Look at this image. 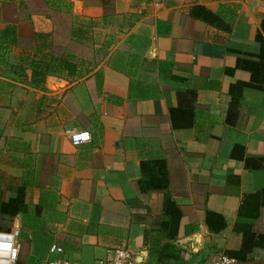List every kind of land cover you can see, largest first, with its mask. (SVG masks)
<instances>
[{
  "label": "crops",
  "instance_id": "crops-1",
  "mask_svg": "<svg viewBox=\"0 0 264 264\" xmlns=\"http://www.w3.org/2000/svg\"><path fill=\"white\" fill-rule=\"evenodd\" d=\"M96 2L74 5L120 30L115 56L64 87L46 79L31 117L0 109V231L18 232L17 264H264V0Z\"/></svg>",
  "mask_w": 264,
  "mask_h": 264
},
{
  "label": "rangeland",
  "instance_id": "rangeland-1",
  "mask_svg": "<svg viewBox=\"0 0 264 264\" xmlns=\"http://www.w3.org/2000/svg\"><path fill=\"white\" fill-rule=\"evenodd\" d=\"M74 1L0 0V109L31 117L46 79L55 90L115 56L120 30ZM13 28L16 44L2 37Z\"/></svg>",
  "mask_w": 264,
  "mask_h": 264
},
{
  "label": "built area",
  "instance_id": "built-area-1",
  "mask_svg": "<svg viewBox=\"0 0 264 264\" xmlns=\"http://www.w3.org/2000/svg\"><path fill=\"white\" fill-rule=\"evenodd\" d=\"M85 134H87V137L85 138ZM68 139L71 143L72 146L77 147L80 146L82 144L88 143L90 142V136L87 132L84 131H72L68 133ZM0 235H11L12 236V240L11 241H7L5 240V242H10L12 245V249L16 250V255L15 258L13 259L12 255H11V250H9V254L8 256H0V259L6 260L8 261V264H17L18 261V257L20 254V250H21V246L20 243L18 242V232H1L0 231ZM56 252L58 253H62L61 249H56ZM130 255L128 254L127 251H116L114 256L109 259V261H99L97 262V264H128L130 263ZM43 264H76L73 263L72 261L63 258V259H55V260H51V261H47L44 262ZM209 264H238L237 260L225 255L222 252H216L210 263Z\"/></svg>",
  "mask_w": 264,
  "mask_h": 264
},
{
  "label": "trees",
  "instance_id": "trees-1",
  "mask_svg": "<svg viewBox=\"0 0 264 264\" xmlns=\"http://www.w3.org/2000/svg\"><path fill=\"white\" fill-rule=\"evenodd\" d=\"M15 29L13 28V30L10 31H5L2 34V37L6 40H9V42L11 44H16V38H15ZM10 36V37H9ZM258 41L260 43V62H262L263 64V68H264V42L258 37ZM148 183H153V180H148ZM151 186V185H150ZM150 189H157V187H155V185H153L152 187H148ZM159 189V188H158ZM9 203L11 205H9ZM8 205H6L5 208H8L9 211H11L10 216H14L18 213L19 210V206H21L20 202H9ZM169 210H167V203H166V209L164 210V213L168 215V217L170 218L168 222L163 223L161 225V229L164 230L166 232V234L168 235V238L173 239V237L175 236V233L173 231V229L175 230V226L177 224V219L180 216L179 212L174 209H172L174 207V205L172 203H169ZM172 207V208H171ZM2 210V212H7V210ZM249 241L248 239L245 240L244 242V246L242 248V250L239 252V254H245V251H247V248H249L248 246ZM237 257V255H236ZM167 260H176L177 259V252L176 254L174 252H170L167 254L166 256Z\"/></svg>",
  "mask_w": 264,
  "mask_h": 264
},
{
  "label": "clouds",
  "instance_id": "clouds-1",
  "mask_svg": "<svg viewBox=\"0 0 264 264\" xmlns=\"http://www.w3.org/2000/svg\"><path fill=\"white\" fill-rule=\"evenodd\" d=\"M87 137V134H85V138ZM11 241L12 236L11 235H0V256H8L9 250H11V255L13 259L15 258L16 255V250L12 249V245L10 242H5ZM0 264H8V261L0 259Z\"/></svg>",
  "mask_w": 264,
  "mask_h": 264
}]
</instances>
